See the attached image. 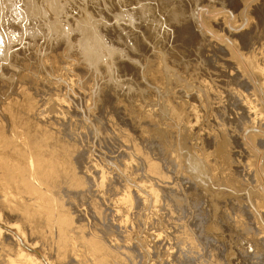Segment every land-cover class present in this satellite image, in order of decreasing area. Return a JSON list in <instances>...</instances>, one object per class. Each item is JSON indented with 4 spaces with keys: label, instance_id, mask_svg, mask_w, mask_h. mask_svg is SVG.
<instances>
[{
    "label": "bare ground",
    "instance_id": "1",
    "mask_svg": "<svg viewBox=\"0 0 264 264\" xmlns=\"http://www.w3.org/2000/svg\"><path fill=\"white\" fill-rule=\"evenodd\" d=\"M189 39L194 43L196 36L189 34ZM60 43L50 41L41 45L37 51L39 71L34 68L33 73L17 77L11 83L10 94L0 101V224L15 232L10 238L6 229L0 228V264H264V192L260 187L262 177H257L253 167L255 162L252 166L255 170L252 175H257L255 191L249 185L242 186L246 195L236 198L238 205L231 206L229 200H224L216 203L218 206L214 203L213 209L207 203L209 213L219 214L220 221V227L216 222L215 226H208L207 236L201 234L205 218L200 208L204 203L200 198H195V202L187 198L190 192L199 191L212 196H232L236 187L233 182L226 186L229 192L219 189H224L226 177L234 180L238 176L237 167L231 165L235 160L232 150L239 148L240 140L244 144L250 141L257 149L264 146V135L259 134L264 130V108L257 107L261 103L257 86L253 85L252 94H246V80L239 82L240 74L227 80L224 87L228 93L224 94L241 106L242 122L238 123L239 128L230 126L225 131L221 128L220 134L212 139L204 134V128L212 129L208 120L192 121L190 112L194 107L189 100L194 95L187 92L174 95L176 102L160 95L158 112L162 115L156 116L157 124L143 115L139 120L130 119L131 115L127 118L124 105L130 100L133 87L139 89L151 83L147 79L149 68L140 72L142 84L135 78L123 79L117 57L99 48L96 52V46L88 43L80 49V39L73 43L80 49L78 56L90 72L100 73L102 64V72L107 75L104 87L99 89L97 80L86 87L95 79L84 81L87 83L84 85L79 69L78 72L71 69L78 64L75 60L71 68L66 65L65 72L59 71L63 77L60 76L56 71L63 64L56 54L63 44ZM66 44L72 45L70 40ZM65 57L70 58L68 53ZM160 62L164 78L168 80V74L176 76L175 72H169L163 57ZM232 67L233 64L227 63L222 73L230 75ZM218 77L225 78L211 75L214 81ZM256 77L260 80L257 79L258 85L264 87V69ZM167 89H170L168 82L158 91L165 93ZM228 109L224 105L223 110ZM247 119L250 124L241 129ZM161 132H165L164 137L159 135ZM174 133L176 137H172ZM213 143L215 152L210 151ZM241 148L245 149L243 145ZM171 154L177 164L171 160ZM220 154H223L221 165ZM175 165L184 176L175 171ZM218 173L221 182L218 179L216 182L214 174ZM186 184L188 187L183 188ZM223 250L233 255L226 262L222 260Z\"/></svg>",
    "mask_w": 264,
    "mask_h": 264
},
{
    "label": "rangeland",
    "instance_id": "2",
    "mask_svg": "<svg viewBox=\"0 0 264 264\" xmlns=\"http://www.w3.org/2000/svg\"><path fill=\"white\" fill-rule=\"evenodd\" d=\"M130 24H132V26ZM244 32L245 34L243 37L237 36ZM189 34L194 35V37L196 36L197 42L195 41L194 43H191ZM202 34H204L205 37H202ZM79 39L82 41L80 49L81 47L87 46L86 43H88V46H96V52H98L99 48L103 53L107 54L108 52V55H114V58L117 57L120 65L122 66L120 72L121 74L119 73V75H121L123 79H129L131 77L132 80H139L138 82L140 83L142 81L140 72L149 68L150 73H148L147 79L150 80L151 83L149 85H142L139 89H135L137 87H133L130 100H128L126 105H124L126 108L124 114L127 118L131 117L130 119L139 120L143 115L144 118L154 120L155 124H157L156 116L162 115L158 112L160 102H162V97L160 95L163 94L172 100V102H176L174 95H179L178 93L186 94L187 92L190 95H194L193 98L189 100V103L194 107L190 112V117L193 119L192 121L206 123V120H208L210 123L209 125H212V132L207 130L208 128H204V134H208V137L210 136L213 139L214 136H216L215 134H220L222 129L225 131L230 126L231 128H239L238 123L242 122L240 114L241 106L230 99L231 96L225 95L228 93V88L224 87L227 85V80H233L234 78L231 77L237 76L238 74L241 76L238 80L239 82L241 80L245 82L246 80L245 83L247 88L244 87V93L252 94V91L254 90L253 85L257 86V94H261L259 96L260 99L258 98V102L262 103H259L257 107L264 108V94H262V92L264 93V87L258 85L260 83H258L259 79L256 77V74H258L261 69H264V52L262 50V47H264V0H0V101H2L6 95L10 94L11 83H14L17 80V77L33 73L32 71L34 68H36L37 72L39 71L41 66L37 64V56H39L37 51L41 45L49 44L50 41L51 44H54L57 41H61V43L63 42V44L60 43L61 45L56 53L58 62L63 63L60 64L61 66H58V69L56 70L60 76H62L60 72H65L63 71V68L66 67V65L71 68V65H73L76 61V63L78 62V64H75L77 67L74 65L76 68L73 67L71 69H75L74 71L79 69L81 74L78 70L77 72L79 76H82V82L84 85H87L90 80L95 79L94 81L89 82L86 87L92 86L96 80L98 82L99 89L104 87V83L107 81V75L103 74L104 70L102 72V64H99V66L101 65L99 68L101 71H99L100 73L98 74L90 72L87 68H84L87 66H85L84 62H82L83 60L81 57L78 56L80 49L78 46L73 45V43L77 44ZM69 40L72 45L66 44ZM32 44L33 47L31 48L30 45ZM67 47L72 49L68 51ZM228 47H230V49ZM232 50L235 55L234 57ZM67 53L70 58L72 56L71 59L65 57V54ZM16 55L17 57L13 59V56ZM76 55L79 58L76 57ZM161 57L167 61V65H169L168 67L170 68L168 69L169 72H175L176 76L168 74V80L164 78L161 74V72L164 71V68L159 65L161 63ZM233 58H236L239 62ZM72 60L75 61L72 62ZM69 61L70 63H67ZM134 61L137 65L133 63ZM121 62L123 63L121 64ZM229 62L233 64V67L230 71V75H227L222 73V71L225 65ZM140 64L142 66H140ZM128 65L129 67H127ZM134 66L135 68L137 66L139 68L137 67L134 70ZM238 66H240L241 69ZM83 68L84 72L80 70ZM132 68L134 71L131 70ZM86 71L87 73H85ZM211 75L224 76L225 78L218 77L217 80L214 81V79L211 78ZM100 77H102L101 80ZM207 77L212 81L208 80ZM84 81L87 83H84ZM138 82L137 84H139ZM142 82L144 83V81ZM167 82L170 89H167L165 93H163L164 90L160 93L158 90L160 88H165ZM191 86L194 88L193 90ZM211 86L213 87L212 89ZM220 87H223L224 90ZM85 91L88 92V90ZM199 92H201V97L204 99L203 103L201 101L203 99H200L198 95ZM125 98L127 97L125 96ZM250 98L253 100V97ZM114 102H116L115 99ZM122 103H125V101L123 100ZM241 103L243 106L245 105L242 99ZM226 104L229 108L227 111L223 110L224 105L226 106ZM218 108L220 110H218ZM101 122V124H104L103 121ZM230 122H232L231 125H229ZM250 122L251 121L249 119L245 120V123L243 122V126H240V128H244V126L250 124ZM205 125L206 127L209 126L207 124ZM161 133L159 135L164 137L165 132ZM209 133L211 135H209ZM259 134L264 135V130H260ZM172 137H176V134L174 133ZM215 144L216 143H213V149L211 148L210 151L215 152ZM241 144L245 149L241 148ZM160 146L163 147L164 143H160ZM255 147L250 141H245L244 144L240 140L239 148L232 150V152L235 153V160L231 161V165L233 168L237 167V170L239 171L237 178L239 177V181H237V178L233 180L232 177H226L225 186H223V188L226 189V186L229 187V185H233L232 182L236 185L232 196H228L227 194L221 197L218 195L212 196L211 193L204 194L200 191L198 194L190 192V195H187V198H189L192 202H195L197 198H200L201 202L204 203L202 208H200L201 215H204H202V218H205L202 219V221H205H203V224L201 225V228L204 227V229H201V234H205L207 236L208 232L206 231H209L207 229L208 226L211 224L215 226L220 222L217 217L219 214L214 216L213 212L209 213L210 209L208 206L213 205L212 208L214 209V205L216 203L220 204L224 200H229L231 206L233 204L238 205L236 202L237 199L239 197H245L242 195H246V191L244 189L241 191L242 186L244 188L246 185H249L247 187L255 191V179L259 176L262 177L260 187H262L264 192V146L259 149ZM223 149L219 150L223 151ZM169 150L171 151L172 148H169ZM223 154L219 155V165H221V157ZM255 154L256 156L254 158ZM171 157V160H175L176 162L174 164H177L175 155L171 154L170 158ZM211 159L212 161L214 160L213 158ZM248 164H250L251 167L254 164L253 167L257 170L258 176L252 175L255 170ZM177 168L179 167H176L175 171L184 176V174H182L183 172ZM248 168H251L252 173ZM245 174H247L246 178ZM214 176H216V182H218L217 179L219 182L223 180L221 178V174L219 173L214 174ZM216 185L218 184L216 183ZM186 187H188L187 184L184 185L183 188ZM219 189L224 192H229V189H226L227 191L222 189V187ZM236 189L239 190L237 191ZM235 191L238 193H235ZM254 191L253 193H255ZM254 198L255 197H253V200ZM230 205L229 208H231ZM189 209L187 210L191 212ZM207 213H209L210 216L213 214V218L208 216ZM215 217H217L216 219L218 220H216ZM197 224L199 225V223ZM218 225L220 227V223ZM0 228L6 229V227L1 224ZM203 230L205 233L202 232ZM6 231L9 233L8 235L10 238H13L12 236L15 232H9V229H6ZM210 235L212 236V234ZM225 247L226 246L224 245V248ZM24 248L27 251H30V248L26 245ZM225 249L227 250V248ZM226 250H223L222 252L224 253ZM223 253L221 256L223 258L222 260H225L224 262H226L227 259H231L233 256L226 254V252L224 254ZM254 262H256L255 259L253 263Z\"/></svg>",
    "mask_w": 264,
    "mask_h": 264
}]
</instances>
